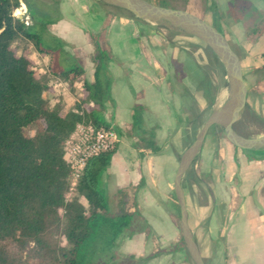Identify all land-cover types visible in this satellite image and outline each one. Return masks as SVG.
Listing matches in <instances>:
<instances>
[{
  "label": "trees",
  "instance_id": "1",
  "mask_svg": "<svg viewBox=\"0 0 264 264\" xmlns=\"http://www.w3.org/2000/svg\"><path fill=\"white\" fill-rule=\"evenodd\" d=\"M21 1L27 6L28 24L13 15ZM151 2L179 8L164 1ZM227 6V15L235 23L244 24L249 11L254 14L253 19L244 24L248 41L264 33V9H259L252 0H229ZM59 12L55 16L41 13L29 0H0V264H120L115 249L119 237L131 229L134 217L140 215L137 194L142 181L118 188L111 204L103 178L117 144L116 148L87 160L73 195L68 197L72 170L64 159L65 141L79 123L112 127L118 137L123 135L118 125L105 118L108 104L115 105L110 70L114 57L110 45L98 38L104 35L107 23L104 30L89 35L94 46L91 59L95 66L93 80L88 81L80 57L68 51V43L49 29L61 19ZM129 18L152 28L160 25L133 15ZM211 24L221 31V19L216 12ZM19 37L30 40L37 52L49 56L46 73L41 74L34 68L25 50L17 53L13 43ZM186 66V79L197 81L198 90L204 89L211 109L219 85L213 86L204 79L191 61ZM53 76L72 86L77 80L82 82V95L67 111L61 101L52 103L51 97L46 96V92L53 90ZM176 79V83L172 78L169 81L172 92L181 89V94L189 96L190 90L183 78L177 74ZM146 109L141 103L133 105L128 134L136 137L134 148L141 157L161 151L157 142L159 125L148 127L145 124ZM193 112L195 108L191 106L183 108L179 121H192ZM31 127L35 129L33 134L27 133ZM254 154L251 159L264 158V150H255ZM209 177L214 178L212 174ZM181 251L187 252L183 237L163 253ZM107 254L111 260L104 261ZM158 255L154 253L150 257ZM131 257V264L147 261L146 257Z\"/></svg>",
  "mask_w": 264,
  "mask_h": 264
},
{
  "label": "rangeland",
  "instance_id": "2",
  "mask_svg": "<svg viewBox=\"0 0 264 264\" xmlns=\"http://www.w3.org/2000/svg\"><path fill=\"white\" fill-rule=\"evenodd\" d=\"M29 1L39 12L51 16H55L59 11L61 15H63L62 13L68 14L69 9H71L69 4L72 3V0H65L66 5L62 0H59V4L56 0ZM90 1H92L95 8H98V6L104 8L111 19L116 18H112V15L131 19L129 18L131 14L120 8L97 3L95 0ZM157 1H164L171 6L179 8L184 6L185 9L202 17L209 23L214 21L216 12L217 16L224 24L221 26V31L237 52L242 51L239 50V45L234 41L235 32H231L228 28L230 24L225 26L226 22H233L232 17L227 15V4L229 0H187V2L185 0ZM252 1L259 9H264V0ZM22 3L14 10L13 15L21 16L25 19L27 13L24 15L22 13L25 8L27 10V6ZM253 17L254 14L249 11L246 14L244 24L249 23ZM83 21L87 24L86 21L90 23L91 19H84ZM241 24H243V22H241ZM244 24L243 27L245 26ZM54 26V24L50 25L49 29L55 34L56 29ZM130 32L131 30L127 32L123 31V35L127 38ZM79 36L82 39V36ZM98 38L102 43H108L103 34ZM69 39L74 41L72 38ZM152 40L159 42L156 44H160V46H162L161 49H163V55H159L162 53L159 49H152L150 52L152 55L161 57L162 70L165 71H163L165 90L169 92L171 89V87L169 88L168 86L169 78H172V81L175 83L178 81L176 79L177 74L179 78H183L188 90H190V94L186 98L183 107H180L179 113L182 112L183 108L191 106L195 108V113L193 112L195 117L190 122L184 123L180 121L178 125H173V121L175 120L173 119V114L178 110H176V106H173V110H170V108L167 107L169 104L165 108L168 116L163 120V126H161L159 119L156 118L154 114H149L145 124L148 127L154 124L159 125L157 130V142L161 146V151L157 154L150 153L151 155L149 154L147 157H141L136 148H134L136 137L128 135L130 133V124L119 126L123 131V135L119 137L117 148L120 157L118 161L116 159V161H113L111 166L108 167V170H112V172L116 174V177H114V180H112V176L111 178L104 179V185L107 188L106 193L113 205L118 189V187L117 189H113L115 184L117 185L118 183L121 187H126L129 185H136L142 181L143 186L137 194L140 215L134 217L131 229L124 231L119 237L115 253L119 256L117 259H119L120 263L123 262L126 264L130 260H133L131 257L132 255H128L124 252L125 249L127 250L126 246L130 242V235L142 233L139 235V238L137 237V241L138 239L144 241L146 246L145 248L140 246L135 250V254L136 257L141 255L146 257V264H194L186 251L163 253V250L172 247L182 237L179 205L173 187L174 176L182 152L194 140L205 119L214 107L217 105L222 106L228 100L229 93L226 85L225 70L218 58L216 59L214 56L212 50L191 34L170 28L164 24H155V33L152 36ZM89 41L92 45L91 51H88V48L83 43L80 44L81 47H75L76 43H80L78 41L75 44L70 43L66 47L68 51H72L73 54L75 53V55L80 57L83 66L86 62H92L93 66H95V63L91 59L94 54V46L90 36ZM13 47L17 50L18 54H21L25 50L24 53L30 58L34 68L39 73L44 74L42 69H45V62L48 61H43V55L36 51L30 40L19 37L14 41ZM190 61L192 65L195 64L198 66L200 75H202L204 79L209 80L213 86L219 85V90L217 91L215 102L211 109L208 108L210 102L204 97V89L198 90L197 81L186 79V74L188 73L186 64L188 62L190 63ZM262 74L255 76L249 71L245 74L244 78L248 87L247 102L238 120L234 124V129L240 134L249 136L264 135V78H262ZM255 85L257 86L255 87ZM177 87H179V84H177ZM46 96H49V92H46ZM52 99H54L55 102H60L57 96L55 98L51 97V101H53ZM166 99H168L167 96ZM170 105V107H172V104ZM105 113L106 117L112 120L111 109L106 110ZM162 118L164 119V117ZM176 121L178 120L176 119ZM34 131L35 129L32 127L27 129V133L29 134H33ZM224 144L231 150H235L236 153L243 152L248 157V152L255 151H245L241 148L234 147L226 139L220 128H214L210 130L200 153L183 176L187 209L189 212V224L206 264H230L232 256L228 253L227 247L224 250L222 247L216 248L215 244L219 242V245L222 244L224 247L227 245L226 231L228 226L226 223L228 216L232 210L234 211L237 209L240 201L246 196H244L245 193L242 191L240 185L242 181H240L239 177L230 180L228 178L229 175L226 176L225 173H223L221 181L215 185L219 176L215 178L204 176V173L209 172L212 167V157L215 156V159H217V161L219 160V150L221 151L224 149ZM172 156H174V167L171 173L172 175L167 178L165 173H167V168L169 167L170 158ZM119 165L126 173L124 175L121 174L120 177L121 167ZM220 170L222 172L225 171L222 167ZM126 179H128L125 181L126 183L118 182ZM212 183L215 185V191L214 189L212 190ZM73 193L74 188L71 186L67 196L71 197ZM253 193H256V191H253ZM261 193L264 194V192ZM81 201L86 203L83 198H81ZM143 234H145L146 237L143 238ZM154 253H159V255L150 257ZM103 260H111L110 254H107Z\"/></svg>",
  "mask_w": 264,
  "mask_h": 264
},
{
  "label": "crops",
  "instance_id": "3",
  "mask_svg": "<svg viewBox=\"0 0 264 264\" xmlns=\"http://www.w3.org/2000/svg\"><path fill=\"white\" fill-rule=\"evenodd\" d=\"M62 2L65 3V0H62ZM69 6L71 8L68 11L69 13H62L61 19L54 24L56 29L55 34L63 38L68 44H75L78 41L80 43H76L75 47H81L80 44L83 43L88 48V51H91L92 45L89 41V35L91 33L97 34L101 32L104 30L103 27L107 23V27L103 33L111 47L114 57V60L110 64V70L114 80L112 92L115 105L112 106L108 104L107 107V110L111 109L112 111V120L106 117V113L105 118L112 122V124L118 126L130 124L133 105L141 103L147 107L144 114L145 121L149 114L152 113L159 119L161 126H163V120L168 116L165 108L169 104L167 107H169L170 110H173V106H176V110H178L173 114V119H175L173 125H178L180 123L178 117V115H180V107H183L188 95L181 94V90H179V92H172L171 89L169 92L165 90V78L163 75L164 70H162L161 57L152 55L150 52L152 49H159L162 52L159 55H163L162 46L156 44L159 42L152 40L155 28L139 24L133 19L119 16L115 19H111L104 8L101 6L95 8L90 0H72ZM84 19H91V21L90 23L86 21V24L83 21ZM227 24H230L228 28L231 32H235L234 41L239 45V50H242L238 53L240 55L244 77L247 71L255 76L262 74L264 69L262 70L260 68L264 66V34L255 40L248 41L243 24L240 22H226L225 26ZM222 25L224 24L221 22V26ZM130 30L129 37L126 38V36L123 35V31L127 32ZM79 35L82 36V39ZM69 38H72L74 41ZM49 60V56L43 55V61H48L45 62V69H42L43 73L48 71L47 64ZM86 64V66H83L84 77L88 81H92L94 75L93 63L86 62ZM169 81L170 78L168 80V86L170 88L171 85ZM51 84L53 90L49 91V97L55 98L57 96L58 100L62 102L65 111L71 109L75 101L83 93L81 80L75 81L72 86L68 81L53 76ZM256 86L257 85H255V87ZM166 96L168 99H166ZM52 100L51 102L55 103V100ZM170 104H172V107H170ZM162 117H164V119ZM176 119L178 121H176ZM248 153L249 157L243 152L236 153L235 150H231L224 144V149L219 151V160L217 161V159H215L216 157L213 156L210 171L204 173V176H209L210 174H212L214 178L219 176L215 185L221 181L223 173H225L226 176L229 175L228 178L230 180L239 177L240 181H242L240 185L242 191L245 193L244 196H246L240 201L237 209L234 211L232 210L228 216L226 223L228 226L226 231L227 245L224 247L222 244L219 245V242L215 244L216 248L222 247L225 250L227 247L228 253L232 256L230 264H264V194L261 193L264 192V158L251 159L255 154L254 152ZM147 156H149V154H146L144 157ZM119 157V152L116 151L112 157L111 164L113 161L115 162L116 159L118 161ZM173 159L174 156L170 158L169 167L167 168V173H165L167 178L172 175L171 173L174 167ZM221 167L224 168L225 171L222 172L220 170ZM120 170L119 177L121 174H126L122 167ZM111 176L113 178L112 180H114L116 174H114L112 170L107 169L103 179L111 178ZM127 180L128 179L118 182L124 183ZM215 185L214 183L211 184V186H213L212 190L214 189V191ZM117 187L121 188V185L117 183V185H114L113 189H117ZM253 191H256V193H253ZM140 234L142 233L130 235V242L127 244V250L125 249L124 253L136 256L135 250L140 246L145 248L146 244L144 241L140 239L137 241V237L139 238ZM144 237H146L145 234H143V238ZM139 257L143 256L141 255ZM117 260L119 262V259ZM120 264L125 263L121 262ZM126 264L131 263L127 262Z\"/></svg>",
  "mask_w": 264,
  "mask_h": 264
},
{
  "label": "water",
  "instance_id": "4",
  "mask_svg": "<svg viewBox=\"0 0 264 264\" xmlns=\"http://www.w3.org/2000/svg\"><path fill=\"white\" fill-rule=\"evenodd\" d=\"M97 1L120 8L141 20L164 24L197 37L212 50L225 70L228 100L224 105L214 107L205 119L194 140L182 152L174 177V193L179 205L184 245L194 264H206L188 221L187 202L182 184L184 174L200 153L212 127L216 129L221 127L226 139L235 147L264 150V135L245 136L234 129L235 122L246 106L248 96L241 59L223 32L187 9L161 6L149 0Z\"/></svg>",
  "mask_w": 264,
  "mask_h": 264
},
{
  "label": "built area",
  "instance_id": "5",
  "mask_svg": "<svg viewBox=\"0 0 264 264\" xmlns=\"http://www.w3.org/2000/svg\"><path fill=\"white\" fill-rule=\"evenodd\" d=\"M25 13H27L25 19L21 16L17 17L28 24L30 18L26 8L23 15ZM118 142L119 137L112 127H96L91 124L79 123L64 145V159L69 163L72 170L71 186L75 188L77 180L90 157L116 148Z\"/></svg>",
  "mask_w": 264,
  "mask_h": 264
},
{
  "label": "bare ground",
  "instance_id": "6",
  "mask_svg": "<svg viewBox=\"0 0 264 264\" xmlns=\"http://www.w3.org/2000/svg\"><path fill=\"white\" fill-rule=\"evenodd\" d=\"M23 14V13H22Z\"/></svg>",
  "mask_w": 264,
  "mask_h": 264
}]
</instances>
